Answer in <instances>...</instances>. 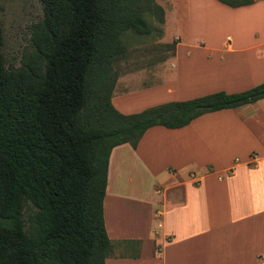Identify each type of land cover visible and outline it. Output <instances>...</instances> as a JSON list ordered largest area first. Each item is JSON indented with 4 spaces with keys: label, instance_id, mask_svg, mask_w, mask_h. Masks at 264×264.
Listing matches in <instances>:
<instances>
[{
    "label": "trees",
    "instance_id": "obj_1",
    "mask_svg": "<svg viewBox=\"0 0 264 264\" xmlns=\"http://www.w3.org/2000/svg\"><path fill=\"white\" fill-rule=\"evenodd\" d=\"M16 68L5 66L0 30V264H104L113 252L102 217L112 148H134L150 127L264 98V82L122 115L110 104V66L125 33L147 35L153 0H36ZM229 7L254 0H215ZM173 49V46H170Z\"/></svg>",
    "mask_w": 264,
    "mask_h": 264
},
{
    "label": "crops",
    "instance_id": "obj_2",
    "mask_svg": "<svg viewBox=\"0 0 264 264\" xmlns=\"http://www.w3.org/2000/svg\"><path fill=\"white\" fill-rule=\"evenodd\" d=\"M205 1L216 7L213 31L230 18L228 32L205 36L188 27L187 44L171 36L172 54L156 65L155 83L136 86L152 96L146 108L264 82V0L238 8L215 0L156 5L164 24L167 12L182 7L189 26ZM132 87L114 85L111 92L110 104L122 115L146 109L125 102ZM102 217L113 244L104 264H264V98L179 129L153 126L134 148H112Z\"/></svg>",
    "mask_w": 264,
    "mask_h": 264
},
{
    "label": "rangeland",
    "instance_id": "obj_3",
    "mask_svg": "<svg viewBox=\"0 0 264 264\" xmlns=\"http://www.w3.org/2000/svg\"><path fill=\"white\" fill-rule=\"evenodd\" d=\"M157 1L160 0H153L154 4H157ZM203 5L204 7L196 8L203 9V13L198 14L197 19L191 20L189 26H187L185 11L182 7L167 12L165 24L163 11L162 23H159V17L155 10L144 11L143 18L150 28L149 33L134 35L127 32L123 35L121 41L124 53L118 60L112 62L109 79L116 86V91L118 87L133 86L131 95L124 100L128 105H131L134 111L153 105L151 94L144 95L143 92L141 93L142 88L138 89L136 86H151L155 83L153 72L156 65L172 54L173 49L170 46H173L175 39L171 36L179 35L180 42L187 44L186 31L189 30L188 27L195 34L213 36L219 34L220 31L223 32L226 29L223 27L230 24L229 18L227 24H222L221 30L214 32L212 13L215 12L216 7H211L206 1ZM40 18L41 7L36 0H0L1 54L5 66L16 68L19 65L21 54L28 49L29 28ZM225 31L228 32V29ZM162 37H165L168 42H162ZM186 50V48H179V53ZM181 57L177 61L180 65L184 62ZM119 79L122 81L118 83ZM185 86L188 85L185 84ZM114 253H119V251Z\"/></svg>",
    "mask_w": 264,
    "mask_h": 264
}]
</instances>
